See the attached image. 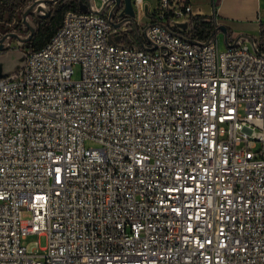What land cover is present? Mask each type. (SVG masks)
Here are the masks:
<instances>
[{"label":"built area","instance_id":"2783aa9c","mask_svg":"<svg viewBox=\"0 0 264 264\" xmlns=\"http://www.w3.org/2000/svg\"><path fill=\"white\" fill-rule=\"evenodd\" d=\"M132 3L156 51L69 10L0 79V264H264V56L184 40L188 0Z\"/></svg>","mask_w":264,"mask_h":264},{"label":"water","instance_id":"95a60500","mask_svg":"<svg viewBox=\"0 0 264 264\" xmlns=\"http://www.w3.org/2000/svg\"><path fill=\"white\" fill-rule=\"evenodd\" d=\"M59 0H32L30 4L24 6L21 9V21L23 29L26 33H5L3 36L0 31V51L3 53L0 55V79L7 78L20 72L26 63L25 50L31 47V41L37 34L38 28L34 22V18L47 19L51 15L52 6ZM80 11L89 12L99 16H107L109 23L115 29L110 35V42L122 47L124 38L129 36L132 32L135 34L142 48L148 52L156 51L158 46L154 43H150L151 47L144 44L143 36L145 40L149 41V31L152 26L149 25L141 33L137 23L135 22V10L133 8L132 0H106L100 8L95 6L93 0H80ZM149 7L145 6V15L150 18L148 13ZM116 18H120L119 23L116 22ZM164 26V25H162ZM125 27L124 30H122ZM190 27V22L176 23L175 28L180 29L182 32H187ZM4 33V32H3ZM224 36V42L227 48H237L240 42H248L251 44L255 52L264 56L258 49L257 41L249 35H239L235 39H230L231 33L225 25H220L214 29L210 37L205 42H199L194 40H188L186 37H182L184 40L193 44L209 45L218 35ZM15 43V47L19 50L10 51L11 45ZM164 47H160L163 50Z\"/></svg>","mask_w":264,"mask_h":264},{"label":"trees","instance_id":"16d2710c","mask_svg":"<svg viewBox=\"0 0 264 264\" xmlns=\"http://www.w3.org/2000/svg\"><path fill=\"white\" fill-rule=\"evenodd\" d=\"M32 0H0V30L4 33L9 32L8 24H12L14 21L19 22L16 26L20 33H26L22 26L21 21V9L30 4ZM80 0H59L52 6L51 15L47 19L34 18V22L37 25V34L31 41V50L42 49L54 36L60 27L64 15L67 11H80ZM215 27L212 22L208 21L206 17H195L191 20V29L187 33H183L189 40L207 41ZM230 39L232 40V31ZM135 43L141 47L139 41L129 39L127 44ZM144 44L147 41L144 40ZM258 49L261 53H264V22L260 25V39L258 41Z\"/></svg>","mask_w":264,"mask_h":264},{"label":"crops","instance_id":"0c3cea01","mask_svg":"<svg viewBox=\"0 0 264 264\" xmlns=\"http://www.w3.org/2000/svg\"><path fill=\"white\" fill-rule=\"evenodd\" d=\"M100 8L106 0H93ZM199 17H210L214 7L220 24L232 31V39L249 35L260 39V25L264 21V0H188Z\"/></svg>","mask_w":264,"mask_h":264},{"label":"rangeland","instance_id":"374dc122","mask_svg":"<svg viewBox=\"0 0 264 264\" xmlns=\"http://www.w3.org/2000/svg\"><path fill=\"white\" fill-rule=\"evenodd\" d=\"M145 23V21L141 22V26ZM13 25V23H12ZM9 27V24L7 25ZM11 26V25H10ZM16 26V25H14ZM12 27V26H11ZM10 29V27H9ZM144 28H140V31L142 32ZM1 31V30H0ZM3 33V31H1ZM17 33V32H16ZM143 34V32H142ZM143 39L145 40V37L143 36ZM219 39L221 40V49H225L226 45L224 42V36L219 35ZM15 43H13L14 46ZM74 80H80L82 78V67L80 65H75L74 66ZM87 147H96L95 144L93 143H87ZM22 220L23 221H30L33 218V212L28 210L27 208L22 209ZM23 246L27 248V251L31 253L34 250H38L39 248H44L47 246V238L45 236H40V235H30L27 236L25 240L22 242Z\"/></svg>","mask_w":264,"mask_h":264},{"label":"flooded vegetation","instance_id":"af4514ba","mask_svg":"<svg viewBox=\"0 0 264 264\" xmlns=\"http://www.w3.org/2000/svg\"><path fill=\"white\" fill-rule=\"evenodd\" d=\"M120 21H118V23H119ZM133 35H135V34H130L129 36H126L125 37V39H126V41H127V38H129V37H131V36H133ZM136 37V36H135Z\"/></svg>","mask_w":264,"mask_h":264}]
</instances>
